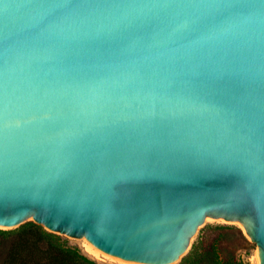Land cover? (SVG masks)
Returning <instances> with one entry per match:
<instances>
[{"label": "water", "instance_id": "water-1", "mask_svg": "<svg viewBox=\"0 0 264 264\" xmlns=\"http://www.w3.org/2000/svg\"><path fill=\"white\" fill-rule=\"evenodd\" d=\"M208 217L264 264V0H0V229L172 264Z\"/></svg>", "mask_w": 264, "mask_h": 264}, {"label": "trees", "instance_id": "trees-1", "mask_svg": "<svg viewBox=\"0 0 264 264\" xmlns=\"http://www.w3.org/2000/svg\"><path fill=\"white\" fill-rule=\"evenodd\" d=\"M221 229L224 227H220ZM224 233L219 234L222 238ZM219 242V241H217ZM0 264H100L62 235L32 221L13 229H0ZM179 264H230L215 245L191 249Z\"/></svg>", "mask_w": 264, "mask_h": 264}, {"label": "rangeland", "instance_id": "rangeland-1", "mask_svg": "<svg viewBox=\"0 0 264 264\" xmlns=\"http://www.w3.org/2000/svg\"><path fill=\"white\" fill-rule=\"evenodd\" d=\"M221 226L224 228L221 229ZM221 233H224L222 238L219 237ZM68 239L71 243L79 246L86 255L95 259L100 264H134L125 263L109 257H103L101 259L94 258L85 251V241H87L85 238ZM212 245L218 248L220 257L230 264H260L257 255L258 249L246 234L242 223L215 217L205 218L204 223L197 228L190 238L186 253L177 262L172 264H179L191 249L197 248L201 251Z\"/></svg>", "mask_w": 264, "mask_h": 264}, {"label": "bare ground", "instance_id": "bare-ground-1", "mask_svg": "<svg viewBox=\"0 0 264 264\" xmlns=\"http://www.w3.org/2000/svg\"><path fill=\"white\" fill-rule=\"evenodd\" d=\"M85 241V240H84ZM85 251L92 257L94 258H98V259H101L103 257H109V258H112V259H115V260H119V261H123L125 263H134V264H144V263H140V262H136V261H127V260H123L119 257H116V256H112V255H109L103 251H101L100 249H98L97 247H95L93 244H91L89 241H85ZM258 253V251H257ZM258 255V254H257ZM259 257V255H258ZM259 260V258H258ZM260 262V261H259Z\"/></svg>", "mask_w": 264, "mask_h": 264}]
</instances>
